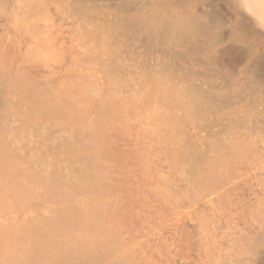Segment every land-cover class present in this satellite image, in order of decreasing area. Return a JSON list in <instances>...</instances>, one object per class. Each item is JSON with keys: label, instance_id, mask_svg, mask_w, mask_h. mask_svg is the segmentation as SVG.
<instances>
[{"label": "rangeland", "instance_id": "rangeland-1", "mask_svg": "<svg viewBox=\"0 0 264 264\" xmlns=\"http://www.w3.org/2000/svg\"><path fill=\"white\" fill-rule=\"evenodd\" d=\"M0 264H264V0H0Z\"/></svg>", "mask_w": 264, "mask_h": 264}]
</instances>
